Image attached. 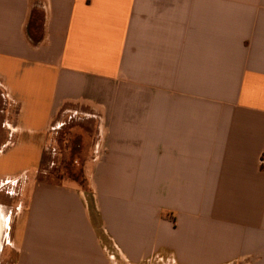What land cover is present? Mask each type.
<instances>
[{"label":"crops","instance_id":"1","mask_svg":"<svg viewBox=\"0 0 264 264\" xmlns=\"http://www.w3.org/2000/svg\"><path fill=\"white\" fill-rule=\"evenodd\" d=\"M0 84V185L66 133L91 192L27 177L16 264H264V0H0Z\"/></svg>","mask_w":264,"mask_h":264},{"label":"rangeland","instance_id":"2","mask_svg":"<svg viewBox=\"0 0 264 264\" xmlns=\"http://www.w3.org/2000/svg\"><path fill=\"white\" fill-rule=\"evenodd\" d=\"M3 108L4 96L0 89V127L3 119V116L1 115V110ZM64 135H66V133H64ZM64 135H60L58 143L55 142V146L60 149V155L55 159V162L57 163L55 166L51 167V165H49L50 163L49 161H46L47 156L44 153L43 156L45 159L43 158L44 161L39 168L36 170H30L26 175L22 173L19 177L16 176L18 178L13 180L14 182L17 180L19 181L16 184H6L5 182L4 186L0 185V216L3 218L2 222L4 230V236L0 248V264H16L19 257V241L14 243L13 238L15 234L16 236L20 234L21 230H23V226L25 225L26 212L29 205V190L27 189L26 184H24L25 181H27V177L37 176L41 180L59 184L74 183L79 189L84 190L89 197L91 196L85 170L81 169L79 165L77 166L69 163V156H66V152L62 153L64 151L62 141L64 137H66ZM21 202L25 203L23 209L20 207ZM19 209H22L23 211L21 212ZM99 236L101 238L100 243L103 247L106 245V247H108V251L112 254L114 249L110 247L107 238L102 233ZM44 238L45 234H43L41 239V245L43 246H40L39 248L36 246L33 247V249H35V253L40 252V254L44 255L47 251L45 248ZM164 252L171 253L173 251L167 250ZM35 253L33 254V257H37L39 259L41 256L36 255ZM119 262L120 261L118 260V263ZM143 264L145 263L143 262Z\"/></svg>","mask_w":264,"mask_h":264},{"label":"built area","instance_id":"3","mask_svg":"<svg viewBox=\"0 0 264 264\" xmlns=\"http://www.w3.org/2000/svg\"><path fill=\"white\" fill-rule=\"evenodd\" d=\"M0 87H2L4 90L5 87L0 84ZM9 97V96H8ZM100 144L98 143L96 153L98 154ZM263 165H264V159H263ZM145 264H179L176 256L173 253L169 254H155L151 258L145 260Z\"/></svg>","mask_w":264,"mask_h":264},{"label":"bare ground","instance_id":"4","mask_svg":"<svg viewBox=\"0 0 264 264\" xmlns=\"http://www.w3.org/2000/svg\"><path fill=\"white\" fill-rule=\"evenodd\" d=\"M1 218H0V238H1V235H2V232H3V223L1 222Z\"/></svg>","mask_w":264,"mask_h":264},{"label":"flooded vegetation","instance_id":"5","mask_svg":"<svg viewBox=\"0 0 264 264\" xmlns=\"http://www.w3.org/2000/svg\"><path fill=\"white\" fill-rule=\"evenodd\" d=\"M0 218L3 220L2 216H0ZM2 220H1V222H2ZM3 236H4V230H3L2 235H1V238H0V248H1V245H2Z\"/></svg>","mask_w":264,"mask_h":264}]
</instances>
